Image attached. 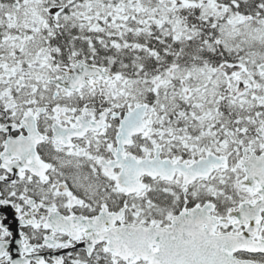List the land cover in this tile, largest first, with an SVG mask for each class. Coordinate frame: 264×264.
Instances as JSON below:
<instances>
[{"label": "flooded vegetation", "instance_id": "af4514ba", "mask_svg": "<svg viewBox=\"0 0 264 264\" xmlns=\"http://www.w3.org/2000/svg\"><path fill=\"white\" fill-rule=\"evenodd\" d=\"M118 3L135 9L125 8L133 19L126 22L130 30L113 38L119 49L108 46L112 39L105 33L96 35L102 42L89 37V62L111 78L123 76L122 69L131 79L154 77L150 87L180 84L187 96L191 86L212 92L207 109L214 132L188 125L185 133L189 106L183 104L170 113L177 125L167 133L171 148L153 142L156 133L145 135L147 122L143 132H132L120 146L118 131L135 105L93 95L86 107L79 106L61 95L55 80L70 66L72 53L71 48L63 57L58 33L48 40L50 58L45 59V30L26 37L27 45L7 47L6 35L18 32L0 25V264H220L222 235L242 234L264 245V209L256 207L264 194V91L252 106L229 109L216 95L217 86L230 87L223 80L233 75L236 94L245 93L248 83L264 85L261 64L247 63L253 47L241 41L244 48L236 49L234 37H228L227 25L237 17L252 22L253 0ZM47 20L60 27V17ZM138 43L157 57L134 48ZM243 59L245 65L237 64ZM46 64L54 72L41 80ZM144 70L148 74H138ZM104 79H89V89ZM81 117L91 128L74 136ZM129 126L136 129L132 121ZM209 153L226 156L224 168L188 184L180 172L169 180L146 174L137 179L136 170H128L158 156L190 165ZM242 203L250 206L246 213L238 212ZM231 257L264 264L262 251L235 249Z\"/></svg>", "mask_w": 264, "mask_h": 264}, {"label": "rangeland", "instance_id": "374dc122", "mask_svg": "<svg viewBox=\"0 0 264 264\" xmlns=\"http://www.w3.org/2000/svg\"><path fill=\"white\" fill-rule=\"evenodd\" d=\"M125 8L132 12L135 11L130 6L125 7L122 3H118V0H12V2L0 0V25L6 26L8 31L14 30L18 32V36L13 33L6 35L5 40L7 44L5 46L7 47H12L14 44L16 47L21 46V43L26 44L27 42L24 41L26 37L33 39L37 32L45 30L47 38L45 39L43 49L45 59H48L50 55L47 51V42L55 34V25H50L47 20L50 15L58 20L60 17L69 21V27H76L79 32L105 33L106 37L112 39L108 43V46L119 49L120 43L113 38H121L127 33L131 25L126 24V22L133 21L125 13ZM236 19V23L227 25L230 26L228 37H234L232 47L236 49L244 48L241 43L243 41V43H247L253 47V52L248 55L247 63H252L253 65L264 63V20L254 18L251 23H247L245 18H241L240 16ZM135 30H132V32H136ZM181 30H176V34H179ZM190 35V31L184 34L186 40H188ZM97 41L102 42V39L97 38ZM133 47L144 49L147 55L154 58L157 57L155 51L146 49L143 44H133ZM67 59L70 63H74L77 60V53L72 52ZM237 64L245 65V59ZM64 65H66L65 62L62 63V66ZM43 69L41 74H45L46 77L40 75V79L48 80V77L54 71L48 68L47 64ZM35 74L37 76V72ZM255 74L259 75L260 70L258 69ZM175 75H177L176 72ZM241 78L244 79L245 76H241ZM150 79L151 81H148L146 78L141 80L124 76L110 79L105 78L100 86H96L92 90L87 87L78 91L63 90L61 91V95L77 100L78 105L83 107H86L88 96L93 95H102L108 99L116 97L115 101L117 102H115V105H118L119 101L120 105L136 106L144 103L149 98L151 90L154 96L153 102L147 111L146 122L148 130L145 135L149 136L156 133L157 139L153 142L164 143L167 148H171L170 143L172 140L167 133L171 132V129L177 128V125L173 126L171 123L170 113H174L183 104L189 106L187 125L182 127L185 133H187L186 128L188 125L195 128H206L207 133L214 132V119L210 115V110L207 109L213 101L209 97L212 92H206L205 90L196 89V86H191V88L188 87L190 94L187 96V88L182 87L180 84H162L150 87L149 82H153L154 77ZM223 81L224 83H229L230 87L226 86L228 87L227 89L221 90L217 86L216 95L222 96L223 101H227L226 107L228 109L252 106L259 101L257 96H260L261 92L264 91V85L260 81L258 86L248 83L249 88L245 93L236 94L238 83L235 81V75L229 79L225 78ZM251 96H254V103L250 101ZM211 107L214 108L215 105L212 104ZM84 111L86 112V110ZM208 118V122L205 123V120ZM174 121L177 122L178 120ZM190 121H194V123H190ZM156 126L158 127L156 128ZM175 138L185 142L184 139H188V136H176Z\"/></svg>", "mask_w": 264, "mask_h": 264}, {"label": "water", "instance_id": "95a60500", "mask_svg": "<svg viewBox=\"0 0 264 264\" xmlns=\"http://www.w3.org/2000/svg\"><path fill=\"white\" fill-rule=\"evenodd\" d=\"M108 75V73L99 70L97 67H91L87 64L79 62L76 66L72 67L68 70L67 75H65L60 81V85L69 89L77 90L84 85L87 84V78H91L93 76L101 77L102 75ZM147 105H141L134 110L128 112L126 114L124 122L120 127L119 133L117 135V139L119 141V145L122 146L124 143L129 142V138L132 132H141L144 128L143 117L145 115V111L147 109ZM132 121L136 129L133 131L129 129V122ZM88 121L82 120L80 122V127L77 132L73 133L74 136H81L86 130L90 127L87 123ZM214 158L209 155L207 158H203L201 164H197L195 167L191 168L194 176L190 172L189 168H185L179 164H171L169 160H161L158 156V159H154L152 162L147 160H142L141 162L133 163L131 166H128V170L134 171L136 170L137 179L140 174H149L152 176H162L165 179H170L176 170L182 172L185 175V180L189 182L191 179L187 178V175L193 176L192 178L202 175H208L212 170L218 168L223 162H225L224 157ZM264 197L256 204L259 208H264ZM249 208L248 204H242L240 206V211L244 212ZM238 242V243H236ZM248 241H246L242 234L238 236L231 237L230 235H222L221 237V261L220 264H255L250 261H241L236 258H229L232 250L237 249H247V250H264L262 243H257L255 246H258L256 249H252V246L248 245ZM237 244V245H236ZM250 244V243H249ZM165 247V246H163ZM225 248H229L228 250H224ZM227 257V258H225ZM180 264H183L180 262Z\"/></svg>", "mask_w": 264, "mask_h": 264}, {"label": "trees", "instance_id": "16d2710c", "mask_svg": "<svg viewBox=\"0 0 264 264\" xmlns=\"http://www.w3.org/2000/svg\"><path fill=\"white\" fill-rule=\"evenodd\" d=\"M59 36L61 38V44H62V52H63V57H65L66 53L70 51V49H77L80 51L85 50V43L80 40V38H77L73 41H69L68 37L65 36V33L62 31L59 33ZM189 48H192V44L190 43ZM123 72H128V71H123ZM141 74H148L146 70L141 71Z\"/></svg>", "mask_w": 264, "mask_h": 264}]
</instances>
